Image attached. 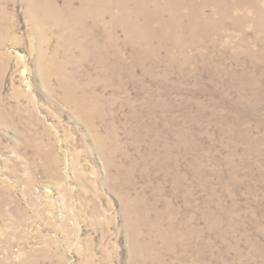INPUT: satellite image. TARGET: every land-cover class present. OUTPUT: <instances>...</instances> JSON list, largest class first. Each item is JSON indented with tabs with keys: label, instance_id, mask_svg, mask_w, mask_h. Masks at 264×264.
I'll return each mask as SVG.
<instances>
[{
	"label": "rangeland",
	"instance_id": "1",
	"mask_svg": "<svg viewBox=\"0 0 264 264\" xmlns=\"http://www.w3.org/2000/svg\"><path fill=\"white\" fill-rule=\"evenodd\" d=\"M67 1L4 0L0 264H264V0Z\"/></svg>",
	"mask_w": 264,
	"mask_h": 264
},
{
	"label": "bare ground",
	"instance_id": "2",
	"mask_svg": "<svg viewBox=\"0 0 264 264\" xmlns=\"http://www.w3.org/2000/svg\"><path fill=\"white\" fill-rule=\"evenodd\" d=\"M7 2V1H6ZM7 3H4V0H0V7H1V18L3 21V25L0 29V35L2 33H4L5 31L8 33L9 31H11L14 27L13 25V21H12V13L10 11L7 10L6 7ZM84 11V10H83ZM85 12V11H84ZM64 13H68L71 14L72 16H74V13H72L71 11V1L68 0L66 5L63 8H57L54 13L52 14L54 19L56 18L57 21H62L64 19H68V17L64 14ZM5 19H8L9 21L6 22ZM55 21V20H54ZM56 22V21H55ZM97 24V23H96ZM95 24V25H96ZM135 24V23H133ZM51 23L48 21H43V23L40 24L39 30L40 32H42L43 34H45V31L50 28ZM3 37V36H1ZM66 37H69L67 35H62L61 39H64ZM1 39V38H0ZM5 39V38H4ZM3 39V40H4ZM2 41L0 40V46H2Z\"/></svg>",
	"mask_w": 264,
	"mask_h": 264
}]
</instances>
